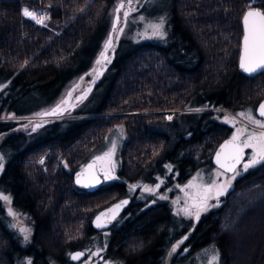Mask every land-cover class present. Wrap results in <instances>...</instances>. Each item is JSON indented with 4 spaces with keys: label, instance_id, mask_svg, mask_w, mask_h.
I'll return each mask as SVG.
<instances>
[{
    "label": "trees",
    "instance_id": "obj_1",
    "mask_svg": "<svg viewBox=\"0 0 264 264\" xmlns=\"http://www.w3.org/2000/svg\"><path fill=\"white\" fill-rule=\"evenodd\" d=\"M115 2L0 0V193L8 194L12 208L33 222L31 245L22 246L8 227L0 199V264H76L68 252L87 248L90 238L105 244L101 260L157 264L152 246L140 252L135 246L155 235L154 225L141 227L142 237L132 246L122 217L117 232L110 230L104 241L91 217L109 202L130 196L123 183L148 174L143 181L152 183L157 175L169 185V175L176 173L178 180L210 166L217 144L239 125L235 120L229 125L216 110L244 119L239 113L254 111L264 98V70L247 75L238 69L241 15L250 6L264 9V0H168L162 7L168 20L163 42L132 43L123 37L112 43L109 60L96 64L110 35L108 11ZM25 9L45 12L48 22L59 21V33L31 21ZM84 76L87 95L69 117L41 123L35 131L14 119L52 106ZM166 110L176 111L175 118L155 115ZM117 122L128 132L119 151L118 174L124 181L94 192L76 187L73 172ZM60 155L64 163L58 166ZM38 156L43 166L36 165ZM163 165L171 166L169 175ZM228 194L222 210H208L215 215L197 228L188 243L191 251L180 259H191L192 252L209 243L219 249L218 264H264V164L237 176ZM161 201L164 235L174 229L180 233L181 221ZM164 244L167 252L169 242Z\"/></svg>",
    "mask_w": 264,
    "mask_h": 264
},
{
    "label": "rangeland",
    "instance_id": "obj_2",
    "mask_svg": "<svg viewBox=\"0 0 264 264\" xmlns=\"http://www.w3.org/2000/svg\"><path fill=\"white\" fill-rule=\"evenodd\" d=\"M167 1L168 0H131V3H129V0H116L115 6L111 10L108 11V22H109L108 29L111 28L110 34L113 38L112 43H115L114 41H118V40H120V38H123V37L127 38L132 43H141L142 41H149V42H152V41L155 42L156 41V42H160V43L163 42L162 41L163 38H165L167 36L166 30H167L168 20H167L166 11L162 10V7H165ZM256 1L257 0H249V3L252 4V3H255ZM120 3H123L124 7L120 10L119 13H117L115 11V9L117 8V6ZM125 12H128L127 19H125V17H124ZM34 13L40 14V15L43 14L45 17H47L45 19L44 23L41 25H49V27H51V29L53 30V32L55 34L59 33V30L62 27L59 25L60 24L59 21L53 20L52 22H48L50 16L43 11L42 12L41 11H35ZM117 17H119V23L117 24V31L114 32L113 31V22H114V20H116ZM161 21H163V24H162V27L159 29L160 34L157 35V34H155V30H154L153 26L161 24ZM119 29H123V31H119ZM108 50L106 52L107 57L109 56ZM102 52H104V50ZM100 58H101V56H99V59ZM96 64H97V62H96ZM101 66H102V64H101ZM97 67L98 66H96V68ZM81 78H83V79H81ZM88 81H89V79L86 80L85 76L80 77L78 79V81L71 83L65 89V91L57 98V100H56L57 102H55V104H53L52 106H49L46 109H44L40 112H37L36 115H27V116L22 117V118H14V119L23 121L24 124H28L26 126V129L31 131V130H33L34 127H36V125H40L41 123H46L48 121L58 119V118L69 117L70 111L73 109L79 108L81 103L84 101V98L87 95V91L82 92V90H83L84 84L87 83ZM69 93H71V96L68 95ZM78 97L80 99H77ZM62 101H66V103H61ZM58 104L60 105L61 109L63 110L61 113H59L56 116H54V115L42 116L43 112H47V110H52ZM216 111H219L220 113L224 114L225 117H229V121H231V119L233 118V120H235L239 124L236 127H233V130L227 136H232L236 132L237 128L244 127L245 125L254 129V126L248 124V122L246 120L241 119L239 116H237L233 113L231 114L227 110L221 109V110H216ZM156 114H162L163 118H165V120H172L175 118L176 111H168V110L156 111L155 115ZM104 115L107 116V114H104ZM253 115L257 119H260L256 116V114H254V111H253ZM169 117H171V119H169ZM29 124L31 125V127H29ZM228 124L234 126L230 122H228ZM152 127L155 128V126H152ZM255 129L257 131H264V129H258V128H255ZM164 130H166V127ZM185 134H186V132H185ZM127 136H128V132L126 130L125 125H123V123H121V122H117L116 124L113 125L112 128L109 129V132L106 135H104V137L101 141L102 145L100 144L101 146L99 145L97 148H94L92 151H90L88 153L89 155L87 157L88 158L87 161L88 160H92V161L94 160L95 161V164L97 165L98 173H99V175L102 176V183H101L102 186L113 183L115 181H119L120 183H122V181H124V179L120 177V174H118L119 169H120V163H119L120 162V153H119V151H120L122 145L124 144V140L126 139ZM113 141H115V144H116L115 152L111 157V163H112V165H114V171L112 172V176L114 178L106 180V179H104V169L108 167V164L104 160H97L96 158L102 157L104 155V153L108 152L112 148V142ZM250 155H251V149H245V162L247 161V159ZM35 163H36V165L43 166L44 165V159L41 156H38V158L35 160ZM63 163H64V161H63L62 156L61 155L58 156L57 165L58 166L60 164L63 165ZM163 166H162L163 167L162 172L165 175L166 174L169 175L171 166L170 165L169 166L163 165ZM238 169L241 170V174L245 173V171H242V165H239ZM218 171L223 172V171L219 170L218 168H216L215 166L202 165L198 169H195L194 172L191 174V176L185 182L180 181V180H177V181L173 180L177 176V174L174 173L173 176L169 175V178L171 176V180H170L169 185H165V182H163L165 180L164 177H162L163 179L162 178L159 179V177L157 175H156V177L153 175L155 178V181H153V183H144L143 179L146 178L148 175V174H145V176L138 178L136 180V182L135 181L134 182H126V183H123L122 185H123L124 191L126 193L128 192L130 195L134 194L137 191V196H141V197H149V196H155V197L159 196V198H160V196L166 197V198H164V200H167L169 202V205H171L173 213L177 217H184L185 219H191L197 210L195 207H192V204H193L192 196H194L197 193L198 189L196 187H186V186L189 185L190 181H193L194 177H197V180L195 182L196 184L208 185V184H211V182L213 180L217 181L218 184H222V183L226 182V180L229 177H231V175H232V174L227 173L225 175L218 177L216 175V173ZM233 182H234V180H232L231 186L228 188L227 192H225L224 195L219 196L218 198L215 196V191L213 190V192L210 194L211 198L208 200V204L213 205V206L209 207L208 209L215 210L216 208H221V210H222L223 204L225 203L224 198H226L229 195L228 193H231ZM133 185H135L136 187L132 188L131 186H133ZM157 185H159V187H157ZM145 186H147L150 189H155V191L154 192L145 191L144 190ZM5 196L9 197L8 194ZM2 202L4 205V210L7 214V216L9 217L8 218V224H9L8 227L10 229H12L14 231V233L20 237L19 243L22 246H25V247L28 246L29 247L31 245L30 242H31V234H32L31 231H32V227H33V222L28 220L20 212H16L12 208V206L10 205V203L8 201L2 200ZM185 207H188L189 211H191L193 213V215H191V216L185 215L184 212L182 211V209H184ZM10 210L12 213H14V215L9 214ZM221 210H220V213L222 212ZM223 211H225V210H223ZM204 212H206V211H202L200 213V215L203 216L202 213H204ZM215 213H212V214L215 215ZM223 214H224V216H226L225 212H223ZM214 215H209V216H214ZM220 227H221V232H224L225 227L224 226H220ZM22 229H25L28 232L29 238L27 241L24 240L25 232L21 231ZM108 232H110L108 229H107V231H103V233L100 236L101 237L100 240H103V241L106 240L105 238H106ZM219 232H220V229H219L218 233ZM218 233H216L215 235L217 236ZM184 240H185L184 236L180 237V235H179V236H176L172 240L171 243H169V250L166 252V254L163 258L164 264H209V261L211 260L212 256L218 253L219 249H217V247H213L209 243L208 244L205 243L206 244L205 248H203L201 250H195V252L191 253L192 254L191 259L185 258V260H182L180 258L183 257L184 253H179V252L185 246ZM86 241H87V245H88L87 248H81V250L83 252H85V254H86V259L78 261V262H76V264H116V262H114L113 260L108 259V261H107V260H101L100 259V257L98 255L104 253L105 244L98 242V238H96V239L90 238L89 240H86ZM181 241H182V243H181ZM209 241H211V240H209ZM174 245H178L175 252L172 251ZM184 251H186V249H184ZM93 253H95V255H92ZM181 261H184V262H181ZM179 262H181V263H179ZM218 263H219V254H218Z\"/></svg>",
    "mask_w": 264,
    "mask_h": 264
},
{
    "label": "snow or ice",
    "instance_id": "obj_3",
    "mask_svg": "<svg viewBox=\"0 0 264 264\" xmlns=\"http://www.w3.org/2000/svg\"><path fill=\"white\" fill-rule=\"evenodd\" d=\"M131 3V0H129ZM124 7L123 3H120L115 11L117 13ZM23 14L34 20L37 24H43L47 17L43 15H37L33 11H29L25 9ZM128 12L124 13L125 19H127ZM119 23V17L116 18L113 22V31H117V24ZM163 21L161 24L154 25L153 28L155 30V34L159 35V29L162 27ZM243 26H244V35L243 42L240 52V68L248 74H253L258 71L264 70V9L257 8L255 6H250L249 10L244 13L243 16ZM119 31H123V29H119ZM112 36L109 35L108 39L105 41L104 52H101V59L97 60V64H100L102 60H109L106 55L108 49L112 48ZM110 62V61H109ZM83 79V78H81ZM90 90V89H89ZM71 96V93L68 94ZM77 99H80L79 97ZM61 103H66V101H62ZM63 110L58 104L55 108H53L50 112L44 113V115H57L61 113ZM259 116L264 117V103H260L259 108L257 109ZM241 117L247 120L248 124L253 125L254 128L264 129V120L257 119L253 115V110L250 109L247 113H239ZM171 119V117H169ZM226 122H235L234 120L229 121V118H225ZM36 127H40V125H36ZM36 128H33L35 131ZM115 141L112 142V148L104 153L102 157H97V160H104L108 167L104 169V179H112V172L114 171V165L111 163V157L115 152ZM245 149H251V155L248 157L245 162ZM216 164L219 169H222L223 172H217L216 175L222 176L227 173H232L231 177H229L226 182L222 184H218L217 181L213 180L211 184L208 185H198L196 184L197 177L193 178V181H190L189 185L186 187H196L198 189L197 193L192 196L193 204L192 207H195L197 210L194 213L196 219H199L200 213L202 211H207V209L213 205L208 204V200L211 198V193L213 190L215 191V196L218 198L227 192L228 188L231 186L232 180L236 178V176L241 175V170L238 169V165H242V171H247L249 168H253L256 165L264 164V131H255L249 130L248 126L237 128L236 132L232 135L231 139L226 140L223 144L220 145L219 150L216 152ZM4 168V157L0 156V171ZM89 170L94 169V165L88 166ZM81 173H77V183H82ZM100 180L96 176L94 171L90 172V179L88 182H84V187H92L96 184H99ZM135 188L136 186H131ZM159 187V185H157ZM145 191L154 192L155 189H150L147 186L144 188ZM166 197H161L164 199ZM0 199L8 201L10 203V197L3 195L0 193ZM127 204V201H121L120 204L113 206V208L108 209V212L113 213L111 217H109V221L115 219L116 212L121 208L122 205ZM185 215L191 216L193 213L189 211L188 207L182 209ZM10 215H14V213L9 211ZM106 213H101L96 218V226L98 228L104 227V222L102 221V217H105ZM21 231L25 232L24 240L27 241L29 236L28 232L25 229ZM182 243V241H181ZM178 245H174L172 251L175 252ZM83 253H76L72 256L73 260H78ZM92 255H95L93 253ZM209 264H218V253L213 255Z\"/></svg>",
    "mask_w": 264,
    "mask_h": 264
},
{
    "label": "flooded vegetation",
    "instance_id": "obj_4",
    "mask_svg": "<svg viewBox=\"0 0 264 264\" xmlns=\"http://www.w3.org/2000/svg\"><path fill=\"white\" fill-rule=\"evenodd\" d=\"M188 178L189 177H182L178 180L185 182L187 181ZM173 180H177V178L175 177V179ZM144 183H147V182L144 181ZM152 183H153V180H152ZM128 197L130 199V202L127 204L124 212L120 214L119 216H117L116 221L107 229L109 231L111 230L113 232L114 231L117 232V229L115 227H117L118 222H119L118 220H120V217H122L125 220V227L128 230L127 231L128 243L130 242V244L132 245L133 241L135 243L137 240L141 239L142 237V232L140 231L141 227H147L149 225L151 227L152 225H154L156 227L155 235L154 236L151 235V238H148L147 240L141 239L142 242L140 243V245L137 246V244H135V246L137 247L136 250L139 252L142 250H146V248H148L149 246H152L155 252L154 260L155 259L158 260L157 264H164L163 258L166 254V250L163 249V247L165 246L164 243L166 241L170 243L171 240H173L172 238H175L176 236L180 235V237L184 236L185 238L184 240L185 246L183 247L182 251H180L179 253L187 254L189 251H191V247H189L188 243H192V239H195L196 234L199 233L197 232V228L204 226L207 219H209V214H208L209 209H207L206 212L202 213L203 216L200 215L198 220L196 219L195 215H193L191 219H185L184 217H177L173 213L171 205H169V202L167 200L161 199V196L160 198L159 196L157 197L155 196H149V197L135 196L133 197L131 195ZM161 200L167 203L169 207V210H168L169 215L170 216L173 215L174 217H176L177 219L181 221L182 226H183V228L180 230V233L183 231L181 234L179 233L178 229H174V226H173L174 221L171 219L168 222L170 226H172L170 228L174 229L175 231L171 230L172 232L169 231L166 236L164 235L163 227H162L163 219L161 216L162 215V211H161L162 201ZM135 211L137 212L139 211V213L137 214L138 218L136 217L133 219L130 216H133ZM197 221H201L198 224L199 226L195 225ZM95 231L102 234L103 231H107V230H95ZM173 233H174V236H173ZM184 249H186V251H184ZM85 259H86V254L82 260H85Z\"/></svg>",
    "mask_w": 264,
    "mask_h": 264
},
{
    "label": "water",
    "instance_id": "obj_5",
    "mask_svg": "<svg viewBox=\"0 0 264 264\" xmlns=\"http://www.w3.org/2000/svg\"><path fill=\"white\" fill-rule=\"evenodd\" d=\"M249 9H247V10H245L244 12H243V14L241 15L242 16V18H241V27H242V34H241V40H240V46H239V55H238V69H239V71H242L243 73H245L241 68H240V52H241V47H242V42H243V35H244V26H243V16H244V13L246 12V11H248ZM263 71V70H262ZM262 71H258V72H256V73H253V74H257V73H260V72H262ZM245 74H247V75H250V74H248V73H245ZM252 75V74H251ZM260 103H264V98H262L259 102H257V104H256V106H255V108H254V114H256V116L258 117V118H260L261 120H264V117H260L259 116V113H258V111H257V109L259 108V105H260ZM51 110H47V112H50ZM47 112H43V114H42V116H47V115H44V113H47ZM231 137L232 136H225V138H223L222 139V141L219 143V144H217V146L215 147V149H214V151L212 152V155H211V157H210V163H211V165L212 166H215L216 168H218V166H217V164H216V152L219 150V148H220V145L221 144H223L226 140H229V139H231ZM89 165H94V169H92V170H89L88 169V166ZM239 166V165H238ZM237 166V167H238ZM219 169V168H218ZM219 170H221V171H223L222 169H219ZM91 171H94L95 172V174H96V176L98 177V179L100 180V183L99 184H96L95 186H92V187H84L83 186V183L84 182H88L89 181V179H90V172ZM77 173H81V177H82V183H77ZM228 174H232V173H228ZM72 177H73V183H74V185L76 186V187H78V188H80V189H84L85 191H87V192H94L95 190H97L98 188H100V185H101V183H102V176L101 175H99V173H98V169H97V165L95 164V161L93 160H88V161H86V162H84L83 164H82V167H80L79 169H77V170H75L74 172H73V174H72ZM127 201V204L130 202V199H129V197L127 196V197H123V198H119V199H116V201H113V202H111V203H109L108 205H106V207H104L103 209H101V210H98L93 216H92V220H91V226H92V228L94 229V230H107V228L108 227H110L115 221H116V219H117V216H119L120 214H122L123 212H124V210H125V208H126V206H127V204H124V205H122L121 206V208L118 210V212H116V215H115V219H112V220H110L109 221V217H111L112 216V214L113 213H110V212H108V209H110V208H113V206H115V205H117V204H120L121 203V201ZM101 213H106V216L105 217H102V221L104 222V227H100V228H98L97 226H96V223H97V221H96V218H97V216H99ZM70 254H69V259H70V261L71 262H73V263H76V262H78V261H81L84 257H85V252H83L81 249H75V250H73V251H71V252H69ZM76 253H83V255L78 259V260H73L72 259V256L74 255V254H76Z\"/></svg>",
    "mask_w": 264,
    "mask_h": 264
},
{
    "label": "built area",
    "instance_id": "obj_6",
    "mask_svg": "<svg viewBox=\"0 0 264 264\" xmlns=\"http://www.w3.org/2000/svg\"><path fill=\"white\" fill-rule=\"evenodd\" d=\"M38 16L40 15V14H37ZM43 15V14H42ZM44 16V15H43ZM31 21H33V22H35L34 20H32V19H30Z\"/></svg>",
    "mask_w": 264,
    "mask_h": 264
}]
</instances>
